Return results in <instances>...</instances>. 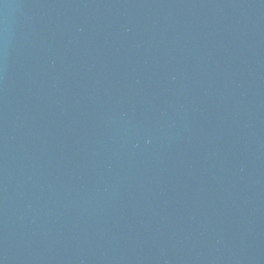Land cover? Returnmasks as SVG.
Instances as JSON below:
<instances>
[{"label":"water","instance_id":"water-1","mask_svg":"<svg viewBox=\"0 0 264 264\" xmlns=\"http://www.w3.org/2000/svg\"><path fill=\"white\" fill-rule=\"evenodd\" d=\"M0 264H264V0H0Z\"/></svg>","mask_w":264,"mask_h":264}]
</instances>
